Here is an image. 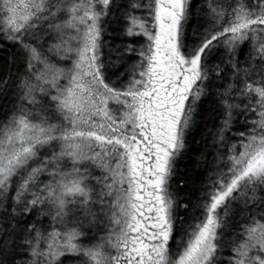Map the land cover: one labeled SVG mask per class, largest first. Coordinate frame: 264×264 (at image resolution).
Listing matches in <instances>:
<instances>
[{
  "label": "snow or ice",
  "instance_id": "6c2138e0",
  "mask_svg": "<svg viewBox=\"0 0 264 264\" xmlns=\"http://www.w3.org/2000/svg\"><path fill=\"white\" fill-rule=\"evenodd\" d=\"M0 264H264V0H0Z\"/></svg>",
  "mask_w": 264,
  "mask_h": 264
},
{
  "label": "trees",
  "instance_id": "16d2710c",
  "mask_svg": "<svg viewBox=\"0 0 264 264\" xmlns=\"http://www.w3.org/2000/svg\"><path fill=\"white\" fill-rule=\"evenodd\" d=\"M2 70H3V61L0 60V72H2Z\"/></svg>",
  "mask_w": 264,
  "mask_h": 264
}]
</instances>
